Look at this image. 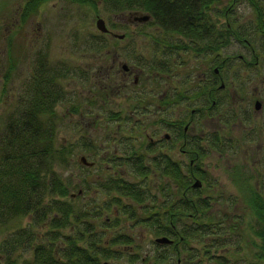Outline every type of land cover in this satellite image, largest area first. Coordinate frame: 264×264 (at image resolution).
I'll return each mask as SVG.
<instances>
[{"label":"rangeland","instance_id":"obj_1","mask_svg":"<svg viewBox=\"0 0 264 264\" xmlns=\"http://www.w3.org/2000/svg\"><path fill=\"white\" fill-rule=\"evenodd\" d=\"M27 1L35 6L29 9L27 17L21 21L19 11ZM259 2L260 9L264 10V0ZM91 4V1L76 0H0V73L6 68L5 42L10 43L9 52L16 63V67L10 73V80L5 85L0 83V121L4 112L7 113L9 109L14 108L25 81L30 80L31 69L37 66L38 61L41 60L48 66L54 65L60 72L63 71L59 81L62 82L61 97L54 107L61 117L58 121L55 143L60 141L64 144H61L62 153L68 148L71 157L66 171L63 166H58L57 170L63 177L68 173L66 177H61L64 183L69 184L67 192L72 194L80 187L82 193H77L73 198L80 197L78 200L85 206H88L90 199H95L98 203L99 199L104 195L107 196L112 189L107 185L104 188L106 190L104 194L99 189L100 182H96L95 179L107 177L106 175L110 174L119 176L125 182L131 181L139 191L138 196L143 195L140 192L142 186H145L148 190L146 200L151 199L148 197L151 193L157 196V202L163 200L161 195L159 196L162 188L157 186L161 182H165L166 185V181L170 178L160 172L162 164L158 157L160 150L170 152L173 158H180L182 168H185L187 163V159L178 152L177 146L181 142L178 134L174 142L161 138L163 132H167L170 137L175 135L177 128L164 126V123H174L173 121L177 118L176 127L179 125L180 129L189 120L185 134L203 138L199 141L204 149L199 155L197 166L202 169L205 180L210 181L204 186L202 180L203 187L198 195L209 197V214L215 219H219L218 216L222 214L230 219L233 216L232 221L236 220L240 214L244 219L242 223L248 221V215L245 213L247 209L238 200L230 172L235 167L240 168L241 172L252 178H256L257 175L262 176L261 181L264 184V34L258 33L259 28L252 20L255 15L252 6L245 0H238L226 11L225 20L235 29V32L241 35L239 39H245L248 45L232 37L229 38L228 44L224 43L222 48L218 49L220 57L225 55L224 67L218 71L223 87L214 90V94L218 95L220 100L216 106L209 107L201 115L199 111L190 115L191 107L199 106L198 97L204 100L205 104L207 98L203 92L194 100L187 97L177 100L175 106H167L165 109L154 107L158 102L157 94H160L161 90L167 92L168 89H164L167 81L163 82L157 77H151L152 73L149 72L151 67H153L152 71L159 68L157 59L162 56L158 55L157 44H152V38L146 36L151 28L143 23L144 20L124 21L123 15L126 11L105 10L100 3H94L93 6ZM96 16L103 18V24L109 28V31L121 33L123 36L115 38L105 33L98 37V33L104 32L95 29ZM216 21L222 23L223 18L219 17ZM249 47H252L258 56L256 65L242 64L237 60V55H241L243 59L251 61L253 55L249 52ZM152 52L155 54L151 56ZM171 52L165 57L172 70L185 67V61L193 70V77L189 81L185 79L187 81L185 86L192 87L196 80L198 82H201L200 79L203 80V77L197 75L199 71H205L204 74L207 77L212 75L207 65L215 56L213 51H207L206 48L200 50L198 54L194 52V49L191 51L173 49ZM111 54H114L116 62H112ZM138 54H145L147 57L142 62ZM135 60L142 62V65ZM123 61L128 65L132 63L134 66L140 65L141 73L136 75L137 79L133 83L131 74L125 76V86L118 88V92H110L109 88H117V86L112 88L113 84L118 85L122 82L119 64ZM175 61L179 65H176ZM178 76V80H182L179 74ZM1 79L0 74V81ZM154 82L159 83L161 88L154 87ZM136 97L139 100H136ZM253 99H257L259 103L256 109L253 107ZM130 111H135L134 115L130 114ZM212 134L221 136L223 146L218 144L214 147H205L208 144L207 137ZM147 136L152 138L151 142ZM147 141L150 143L149 150L143 148ZM129 147L140 151L142 155L137 156L138 153L130 155ZM78 154L93 162L90 168L85 170L75 161ZM128 155L132 156V159ZM130 160L139 162V167L146 168V174L136 173L130 166ZM197 177L195 179L199 180L200 178ZM252 178L250 181L253 180ZM82 179L89 186L83 184ZM134 182L141 185L137 187ZM53 196L57 198L58 195ZM162 196L165 199L169 197L167 192ZM160 207L161 205H158L154 208L158 210L155 219L160 216L162 211ZM130 210L137 216L141 215L140 208L135 204H131ZM99 212L92 230L95 236L99 234L94 239L95 246H106V240L112 235L121 236V240L127 238L128 242L120 240L118 244H112V246L117 249L122 248V252H125L127 256L128 253H134L136 256L131 262H125V257L122 256L121 259H117L120 263L151 264V259H154L158 262L157 264H174L176 261L175 251L168 248L170 241L159 243L153 241L155 238L153 228L148 227V221L144 225L142 222H135L132 216L119 219L117 224L112 220L116 214L112 215L110 209L108 212L102 210ZM45 216L32 219L30 213L8 215L10 219L7 225L0 226V264H16L15 258L17 263L20 259L32 261L34 256L39 258L42 255L47 261L46 251L54 247L58 250V241L61 238L59 236L52 239L51 235L58 233L67 235L69 227L58 222L52 225V228L44 220ZM242 230L241 236L244 235L249 242L248 239L252 237L249 230L246 228ZM234 235L232 237L240 238ZM223 238L222 236L221 239ZM202 239L205 240V248L210 255L225 254L230 262L236 260L235 264H244L250 259L249 250L242 245V241L237 244L231 242L233 245L224 243L214 246L210 245L209 237L204 235ZM23 240L25 242L20 243ZM79 243L81 242H77ZM162 244L165 245L162 247ZM189 247L200 248L194 239L191 240ZM6 250L11 251L9 253L11 259L3 255ZM162 250L171 254L167 258L168 261L161 262L155 257ZM59 255L56 253L55 256ZM200 255L203 258L206 257L204 253ZM175 256L181 260L183 257L191 259L183 249ZM101 260L108 264H115L112 257L105 260L101 258ZM203 260H205L204 264H215L213 259ZM190 261L193 263L194 259Z\"/></svg>","mask_w":264,"mask_h":264},{"label":"trees","instance_id":"obj_2","mask_svg":"<svg viewBox=\"0 0 264 264\" xmlns=\"http://www.w3.org/2000/svg\"><path fill=\"white\" fill-rule=\"evenodd\" d=\"M76 1H91L92 6L94 3H100L105 10H123L126 12L129 10H143L149 16V19L146 22L143 21V23L151 28L146 36L152 38V44L160 43L165 46L163 61L166 60L165 55L171 54L173 49L179 50L185 45L190 49H194V52H197V50L200 52V50L206 48L207 51H211L212 48L218 47L219 43L228 44L229 38L232 37L238 42L241 41L245 44L247 42L245 39H239L241 35L235 32V29L231 27L227 20H225L226 24L223 25V28L216 31V27H214V23L210 20L211 17L207 12L210 5L207 0ZM248 1H250L249 5L252 6V10L255 11L252 20L259 28L258 33L264 34V10L260 9L261 4L258 0ZM34 6L28 1L25 2L19 11V19L22 21L27 17L30 12L29 9H33ZM226 8H228V5H226ZM110 26H112L111 23ZM107 29L109 31V28ZM158 29H162L161 33L155 34ZM254 29L256 30V28ZM203 32H205V35ZM104 34L98 33L97 36L100 37ZM176 36H179V38L176 39ZM215 39L221 40L216 42ZM5 43L7 47L6 68L0 73L2 78L0 83L3 85L10 80V73L16 67L14 57L9 52L10 43ZM192 44L194 47H191ZM196 45L202 46V48L197 49ZM154 54L152 52L151 56ZM144 56L145 54H138V58H142V62L147 57ZM135 61L142 65V62ZM140 65H136V67L141 68ZM150 69L149 72L153 73V67ZM30 73V80L25 81L24 88L21 90L20 97L15 101L14 108L9 109L7 113L4 112L2 121H0V226L7 221L9 222L8 215L16 216L17 214L30 213L32 219H36L38 216L43 218L46 215L44 220L47 225L52 226L58 222L66 227L68 225L69 232L64 236L61 233L50 234L52 239L60 236L58 250L54 247V250L51 248L52 250L46 251L47 261L43 259V255L39 258L34 256L36 259L29 260V264H101V258L105 260L111 257L115 264H123L117 260L121 259L122 256L125 257L126 262L135 260V254L127 257L125 252H118L112 246V244H118L121 236L112 235L106 240V246H95L94 239L99 234L95 236L92 231L95 226L94 221L97 220L96 218L100 214L99 210L108 212L109 209L112 215L116 214L112 217L114 223L118 224L119 219L132 216L135 222H142L144 225L148 221L147 225L148 227L152 226L154 237L164 236L167 240H170L168 248L173 249L175 255L183 249L191 259H194L192 263L189 258L185 257L186 260L183 257L181 260L174 255L176 261H178L177 263L175 261L174 264H204L205 260L203 259L205 258L207 261L213 259L215 264H235L236 260L230 262L225 254L223 256L208 254V250L205 248L206 242L202 239L204 235L210 238L209 243L214 246H220L224 243L233 245L242 241V245L249 250L250 256V259L244 264H264V184L261 181L262 176L258 177L257 175L256 178H252L250 175L241 172L240 168H233V171L230 172L232 175L231 182L237 190L238 200L247 209L245 213L248 215V221L242 223L244 219L240 214L233 221V216L230 219L224 214L218 216L219 219H215L209 214V197L201 195L199 197L198 195L203 187V184L201 186L202 180L204 186L210 181L205 180L206 177H204L202 169L197 166L199 155L204 149L199 143L203 138L198 135L180 136L181 129L179 125L177 127L181 142L177 146L178 152L181 154L179 147L186 151L185 155L181 154V156L187 159V163L185 168H182L180 158H177V160L172 159L170 152L160 150L161 153L158 154L159 162L162 163L160 172L170 178L166 181L167 186L165 182H161L157 186L162 188L159 196L161 195L164 201L157 202V196L152 193L148 196L151 199L146 200L148 190L145 186H142V190L139 189L143 195L138 196L139 191L136 190L131 181L125 182L119 176L110 174H107V177H97L95 179L96 182H100L99 189L101 192L105 194L106 190L104 188L107 185L113 191L100 198L98 203L95 202V199H90L88 206H85L84 203L78 200L80 197L75 196L73 198L77 193H82L80 187L71 196V193L67 192L69 184L64 183L62 179L68 173L63 177L57 170L58 166H63L66 171L68 161L71 158L68 148L62 153L61 148L64 144L60 141L56 142L57 144L55 143L58 121L61 117L54 107L58 103L59 97H61L62 82L59 81L63 71L60 72L54 65L48 66L40 60L37 66L31 69ZM201 91H203L202 87L194 88L189 95L186 94L185 96L195 99L197 96H201ZM176 96L179 99L183 97L178 92H176ZM210 96L213 98V95L210 94ZM136 98V100H139L138 97ZM217 102L218 99L215 98L213 104L209 105V101L206 100L203 106L207 105V108L214 107ZM198 108L199 106L195 107L193 111L196 112ZM183 137H185L184 142ZM206 141L208 144L205 147L207 148L218 146V144L222 145L223 139L218 134H212V136L207 137ZM149 144L147 141L143 148L149 150ZM129 149L128 153L130 155L140 153L132 147H129ZM130 155L128 157L131 159ZM140 155L142 154L140 153ZM189 160H191L190 163H188ZM75 161L82 165L85 170L93 164L89 161L92 163L91 165H83L76 160V157ZM138 163L130 160V166L134 168V171L145 175L146 168L139 167ZM195 177L200 178L198 187L190 185ZM251 178L252 181H250ZM81 182L88 184L83 179ZM134 183L137 187L141 185L138 182ZM165 192H167V196L169 195L166 199L162 196ZM53 195L58 196L54 198ZM233 201H235V198ZM131 204H135L140 208L141 215L137 216L130 210ZM158 205H161L162 211L160 216L155 219L158 210L154 208ZM244 228L249 230L248 232L252 236L248 239L249 242L246 241L244 235L241 236ZM233 235L240 238L236 239L232 237ZM222 236L223 239H221ZM192 239L199 244L200 248L189 247ZM79 241L81 243L77 244ZM121 241L128 242V239L125 238ZM163 245L165 244H162V247ZM56 253L61 256L56 257ZM202 253L205 254V258L200 255ZM3 255L8 258L9 252H5ZM65 255H67L66 258H63ZM169 256L171 254L168 251L164 252L162 250L155 257L161 262H165L168 261ZM151 260V264L158 263L154 259Z\"/></svg>","mask_w":264,"mask_h":264},{"label":"flooded vegetation","instance_id":"obj_3","mask_svg":"<svg viewBox=\"0 0 264 264\" xmlns=\"http://www.w3.org/2000/svg\"><path fill=\"white\" fill-rule=\"evenodd\" d=\"M208 1V3L210 4L209 5V9L207 10V12H208V14H209V16L211 17L210 18V20L211 21H213V23H214V27H216V31H219V29L218 28H223V25L224 24H226V22H225V18H226V14H227V10H229L230 8H231V5L232 4H234V3H237L238 2V0H207ZM248 4H249V2L250 1H248V0H245ZM259 1V0H258ZM226 5H228V8H226ZM123 17H124V15H123ZM219 17H221V18H223V21H222V23L221 22H219V21H216V20H218V18ZM127 19V17H124V21ZM149 19V18H148ZM147 21V20H146ZM220 29V30H221ZM158 31V32H157ZM161 31H162V29L160 30V29H158V30H156V32H155V34H160L161 33ZM108 33V35H111V36H114L115 38H117L115 35H118L117 33H114V32H112L111 30L110 31H108L107 32ZM121 34V33H120ZM203 34L205 35V32H203ZM123 35L121 34V36L120 37H122ZM120 37H118V38H120ZM177 38H179V36H176V39ZM159 41H161V40H159ZM246 44L248 45V42H246ZM183 45V44H182ZM157 48H159V52H158V55H159V57L160 56H162V58H158L157 59V66H159V68L158 69H156V70H154L153 71V73H152V75H151V77H154V78H159V80H162L163 82H165V81H167L165 84V88L164 89H168V91L167 92H165V90L163 91V90H161V93L160 94H157V97H158V102L157 103H155V105H154V107H157V108H159V109H165L167 106L168 107H170V106H175V103L177 102V100L179 101L180 99L181 100H183L185 97H187V96H185L186 94H190V93H188L189 91H193L194 90V88H200V87H202L203 88V91H201V92H203L204 93V95L206 96V98H207V100L209 101V105H212L213 104V100L215 99V98H217L218 99V101L220 100V98H219V96L217 95H215L214 94V90L215 89H217V88H222L223 87V84H222V82H221V75L218 73V71L222 68V67H224V59H225V55H223L222 57H220L219 56V53H218V49H221L222 48V46H223V44H220L219 43V45H218V48L217 47H214V48H212V50H213V54H215V56L213 57V60H211V62H210V64L209 65H207V67L209 68L210 67V69H209V72H210V74H212V75H210L209 77H207V76H205V71H199L198 73H197V75H198V77H203V80L202 79H200L201 80V82H198L197 80H196V82L194 83V84H192V87H188V86H185V83H187V81L185 80V79H188V81L190 80V78L191 77H193V75H192V69H191V66L189 67V65H187L186 64V61H185V67L183 66V67H181V68H176V69H174V70H172L171 68H170V64H169V62H166V60L165 61H163L164 60V56L162 55V53H164V51H165V46L163 45V44H160V43H157ZM184 46V45H183ZM197 46V45H196ZM191 47H194L193 46V44L191 45ZM200 49V48H202V46H197V49ZM215 48H217V49H215ZM182 49H186V50H192V49H190L189 47H187L186 45H185V47H182ZM249 49V52L253 55L252 57V59H251V61L250 60H248V59H243V56H241V55H237V60L238 61H240L242 64H253V65H256L257 64V54L255 53V51H253V48L252 47H249L248 48ZM211 50V51H212ZM196 54H198V50H197V52H195ZM111 59H112V62L113 61H115L116 62V58H115V56H114V54H111ZM133 64V63H132ZM132 64H125V62L123 61L121 64H119V68H121V74H120V79L122 80V82H120L118 85H116V84H113L112 85V88L115 86H117V88H115V89H111V88H109L110 89V92L112 91H117L118 92V88H123L124 86H125V84H126V82H125V76H127V75H129V74H131V79H132V83L133 82H135L136 81V75H138L139 73H141V69L140 68H138V67H136V65L134 66V65H132ZM175 64L177 65L178 64V62H176L175 61ZM179 65V64H178ZM173 66V65H172ZM175 66V65H174ZM178 74L181 76V79L182 80H178ZM149 75L147 74V77H148ZM205 76V77H204ZM186 81V82H185ZM162 82V83H163ZM155 83V82H154ZM174 84V85H172V86H170V85H168V84ZM176 83H177V85H176ZM182 85H184V86H182ZM159 88H161L160 87V84L158 83V84H156L155 83V86L154 87H156L157 89H158V87ZM188 91V92H187ZM176 92H178V93H180V94H182V96L183 97H181L180 99L179 98H177V96H176ZM210 94L211 95H213V98H211V96H210ZM216 96V97H215ZM187 98H189V97H187ZM190 99V98H189ZM190 100H194V99H190ZM197 100H198V102H199V108H198V110H196V112L197 111H199V114L201 115L202 113H204L205 111H206V109H208L207 108V105H204L203 106V104H204V100H202V99H200L199 97L197 98ZM257 100V99H256ZM255 99H253L252 100V103H253V107H254V102L256 101ZM172 104H174V105H172ZM175 108H173V110H174ZM255 109V108H254ZM194 108H192L191 107V109H190V111H189V114L191 115L194 111ZM135 112V111H134ZM134 112L133 111H130L129 113L130 114H133L134 115ZM196 112H194V113H196ZM129 114V115H130ZM133 115H132V117H133ZM161 120H164L163 118H160ZM188 121L189 120H187L181 127V132H180V136H188V134H185L184 132H186V129H187V126H186V124L188 123ZM174 123H171V122H166V123H164V126H168V127H170V128H172V129H174V128H177V130H178V127H176V122H177V118L173 121ZM178 132L179 131H177L176 133H175V135L174 136H172V137H170L169 136V134L167 133V132H163L162 134H161V138H163L165 141L166 140H168V141H175L174 139H176V134H178ZM179 136V135H178ZM147 139L151 142L152 141V138H150L149 136H147ZM184 139H185V137H183V142H184ZM179 149H180V152H181V154L183 155H185V153H186V151H184V149H182L181 147H179ZM137 156H140V153H138V154H136ZM135 155V156H136ZM135 156H133V157H135ZM127 157V156H126ZM171 157V156H170ZM172 159H176L177 160V158H173V157H171ZM131 159H132V156H131ZM191 162V160H189V162L188 163H190ZM8 222V221H7ZM7 222H5V223H3L2 225H7ZM3 226V227H4ZM64 236V235H63ZM153 241H155V240H153ZM23 242H25V240H23L22 242H20V243H23ZM19 243V244H20ZM97 247V246H96ZM55 249V248H54ZM53 249V250H54ZM122 249V248H121ZM121 249H117V248H115V250H117L118 252H120V251H122ZM5 252H11V251H9V250H6ZM126 254V253H125ZM131 254H134V253H131ZM130 253H128V256L129 255H131ZM127 255V254H126ZM127 256V257H128ZM8 258H10L11 259V257H10V255H9V257ZM126 262V261H125ZM176 262H178V261H176ZM14 263H16V264H24V263H27V264H29L28 263V261L27 260H23V259H20V261L17 263V261H16V258H15V261H14ZM101 264H108V263H106V262H104V261H102L101 260Z\"/></svg>","mask_w":264,"mask_h":264},{"label":"water","instance_id":"obj_4","mask_svg":"<svg viewBox=\"0 0 264 264\" xmlns=\"http://www.w3.org/2000/svg\"><path fill=\"white\" fill-rule=\"evenodd\" d=\"M124 17H127V19H126V21L127 20H129L130 21V19H134L135 21H138V22H140L141 20H144V21H146V20H148V18H149V16L146 14V13H143V11L142 10H136V11H133V10H129L128 12H125L124 13ZM96 19H95V24H94V26H95V29H97L99 32L100 31H103L104 33L105 32H107L108 31V29L104 26V21H103V18H101V17H95ZM117 38L118 37H120L121 36V34H118V35H115ZM259 106V103L257 102V101H255L254 102V108L256 109L257 107ZM76 160L78 161V162H80L81 164H83V165H91L92 163L91 162H89V160H86L85 159V157L83 156V155H78V157H76ZM199 182H200V180H197V179H195L194 181H193V183H191L190 185L192 186V187H198L199 186ZM73 194H71V196H72ZM154 240H155V242H169L170 240H167L164 236H161V237H156V238H154Z\"/></svg>","mask_w":264,"mask_h":264}]
</instances>
